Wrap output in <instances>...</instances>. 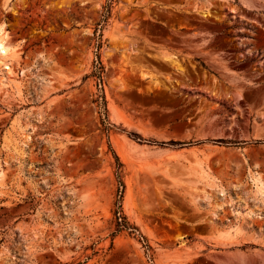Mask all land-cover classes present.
I'll list each match as a JSON object with an SVG mask.
<instances>
[{
	"label": "rangeland",
	"instance_id": "rangeland-1",
	"mask_svg": "<svg viewBox=\"0 0 264 264\" xmlns=\"http://www.w3.org/2000/svg\"><path fill=\"white\" fill-rule=\"evenodd\" d=\"M107 3L0 0V264H264V0H114L108 133Z\"/></svg>",
	"mask_w": 264,
	"mask_h": 264
},
{
	"label": "trees",
	"instance_id": "trees-1",
	"mask_svg": "<svg viewBox=\"0 0 264 264\" xmlns=\"http://www.w3.org/2000/svg\"><path fill=\"white\" fill-rule=\"evenodd\" d=\"M113 1L114 0H108L107 5L105 6V11L102 15V19L100 23H98L97 28L95 30V37H96V60L94 61V70L91 75L87 76L86 78L93 77L98 80L97 87L99 88V95L97 98L94 100V103L97 104V107L99 109V114L101 118V124L103 126V131L104 132H110L114 128V126L109 122V114H108V108H107V101H106V96L104 93V88H103V73H104V65L101 60V48L103 46V29L105 24L108 22L111 13H112V8H113ZM130 137L136 140L137 142L140 143H149V144H154L157 146H162V147H174V148H182L185 146H190L193 145V142L185 143V142H179V141H170V142H158V141H152V140H145L143 139L139 134L137 133H130ZM217 143L221 144H227V145H235L236 143L234 142H226L224 140H216ZM255 144H260L262 143L261 141H256L254 142ZM111 148V146H110ZM111 151L113 153V157L115 159L116 165H117V179L119 181V188L117 191V200H116V210L114 212L115 215V231L111 234L112 239L114 240L116 236L123 232H127L130 236H135L139 239L141 243H143V246L146 250V254L149 256V260L153 262V257L150 254L152 251L151 246L149 245L147 239L139 232V229L134 226L133 224L130 223L128 218L123 212L122 209V199H123V194L125 190V184L122 180V168L123 164L120 161V158L116 154V152L111 148ZM90 257H87V260H89ZM81 264V263H79Z\"/></svg>",
	"mask_w": 264,
	"mask_h": 264
},
{
	"label": "bare ground",
	"instance_id": "bare-ground-1",
	"mask_svg": "<svg viewBox=\"0 0 264 264\" xmlns=\"http://www.w3.org/2000/svg\"><path fill=\"white\" fill-rule=\"evenodd\" d=\"M9 35L7 33V31L3 32V29L2 31H0V55L2 57V65L8 69L9 71L12 70V67H11V60H9V58H12V49H11V46L9 45ZM30 138V137H29ZM257 181V180H256ZM255 181V182H256ZM258 183L261 184V182L259 181ZM256 185L257 188H263L264 189V186H261L260 184ZM263 184V183H262ZM264 185V184H263ZM262 191V190H261ZM260 191V192H261Z\"/></svg>",
	"mask_w": 264,
	"mask_h": 264
}]
</instances>
